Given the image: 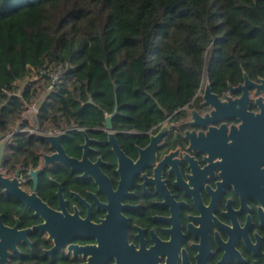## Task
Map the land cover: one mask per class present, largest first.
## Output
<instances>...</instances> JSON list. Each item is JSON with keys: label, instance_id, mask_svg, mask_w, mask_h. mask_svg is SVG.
I'll return each mask as SVG.
<instances>
[{"label": "flooded vegetation", "instance_id": "af4514ba", "mask_svg": "<svg viewBox=\"0 0 264 264\" xmlns=\"http://www.w3.org/2000/svg\"><path fill=\"white\" fill-rule=\"evenodd\" d=\"M262 79L244 71L218 90L205 73L147 131L111 129L108 115L91 131L54 128L74 166L45 165L49 144L37 166L1 167L13 178L21 166L36 210L0 185V264H264Z\"/></svg>", "mask_w": 264, "mask_h": 264}, {"label": "trees", "instance_id": "16d2710c", "mask_svg": "<svg viewBox=\"0 0 264 264\" xmlns=\"http://www.w3.org/2000/svg\"><path fill=\"white\" fill-rule=\"evenodd\" d=\"M59 65L42 131H91L116 110L115 130L147 131L190 103L205 73L218 90L244 71L264 76V0H0V134L29 125L47 81L32 76ZM48 149L19 130L3 167L37 166Z\"/></svg>", "mask_w": 264, "mask_h": 264}, {"label": "water", "instance_id": "95a60500", "mask_svg": "<svg viewBox=\"0 0 264 264\" xmlns=\"http://www.w3.org/2000/svg\"><path fill=\"white\" fill-rule=\"evenodd\" d=\"M246 78L247 80H249L248 75L246 76ZM262 81L264 82V79H262ZM210 91H211V87H210V84H208L206 93L209 94ZM116 113H117V110L113 114H110L107 116V125L111 129L113 128V123H112L113 117L115 116ZM31 116L33 118L34 123L36 124L37 129L40 131L41 124L39 121L38 112H32ZM82 132L86 134L85 130H82ZM66 134H67L66 131L60 134L40 133V136L45 138L49 142L51 149L54 150L52 153H45V152L42 153L44 157L45 165L52 164L53 162H62L68 166H74V162H76L77 160L67 154L66 149L62 142ZM112 136H113V133H112ZM8 144H9V138L6 137L4 134H0V185L4 188L5 192L14 195L20 202L25 203L31 209L36 210V206L29 201V198H27V195H26L27 193L24 190H22L19 186V183H20L19 176L21 173L20 171L21 166L18 168L13 178H10L9 176H5L1 170V167L4 162V158L6 156ZM39 171L40 169L35 170L32 173L34 174V176H36ZM0 223L2 222L0 221Z\"/></svg>", "mask_w": 264, "mask_h": 264}, {"label": "built area", "instance_id": "2783aa9c", "mask_svg": "<svg viewBox=\"0 0 264 264\" xmlns=\"http://www.w3.org/2000/svg\"><path fill=\"white\" fill-rule=\"evenodd\" d=\"M64 72H65V66L59 65L54 70H51V71L42 70L39 75L35 74L34 76H32L33 77L32 80H37L38 78H42L43 76L47 77L44 92L40 97H37V99L29 107H27L23 113L22 122L28 121L29 125L24 127V128H21L20 126H16L15 129L11 133L6 135V137L9 138V141L12 138V135L19 130L30 131V132L39 131L36 127V124L33 121L31 113L32 112H39L41 104L43 103V101L47 98V96L51 92H53L56 89L57 85L62 80ZM40 132L41 133H47V134H53L55 132V130L51 129L48 131L45 130V131H40Z\"/></svg>", "mask_w": 264, "mask_h": 264}, {"label": "rangeland", "instance_id": "374dc122", "mask_svg": "<svg viewBox=\"0 0 264 264\" xmlns=\"http://www.w3.org/2000/svg\"><path fill=\"white\" fill-rule=\"evenodd\" d=\"M44 84H45V82H44ZM44 84L42 83V85H44ZM22 85H23V84H22ZM20 87H21V86H19L18 89H20ZM42 93H43V92H42Z\"/></svg>", "mask_w": 264, "mask_h": 264}, {"label": "crops", "instance_id": "0c3cea01", "mask_svg": "<svg viewBox=\"0 0 264 264\" xmlns=\"http://www.w3.org/2000/svg\"><path fill=\"white\" fill-rule=\"evenodd\" d=\"M41 82V81H40ZM43 82H41V84H42ZM44 89H45V87H44Z\"/></svg>", "mask_w": 264, "mask_h": 264}]
</instances>
